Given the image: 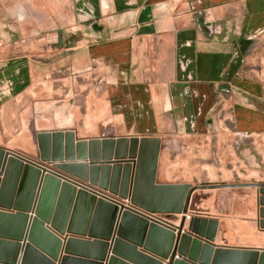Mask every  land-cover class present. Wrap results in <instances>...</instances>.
Instances as JSON below:
<instances>
[{"label":"crops","instance_id":"1","mask_svg":"<svg viewBox=\"0 0 264 264\" xmlns=\"http://www.w3.org/2000/svg\"><path fill=\"white\" fill-rule=\"evenodd\" d=\"M1 42L0 111L73 76L122 122L111 138L159 140L155 184L164 140L264 135V0H0Z\"/></svg>","mask_w":264,"mask_h":264},{"label":"water","instance_id":"2","mask_svg":"<svg viewBox=\"0 0 264 264\" xmlns=\"http://www.w3.org/2000/svg\"><path fill=\"white\" fill-rule=\"evenodd\" d=\"M70 137L72 131L66 132L67 158H88L92 168L89 176L77 177L108 185L111 193L145 211L181 212L178 225L77 189L0 148V264H73L80 259L76 252L89 246L98 250L99 263L93 264H162L161 259H167L166 264H264V250L215 245L210 237L184 229L193 188L154 183L157 138L78 140L74 145ZM61 139L56 137V143ZM113 148L117 152H111ZM100 162L103 175L98 180L95 169ZM92 213L98 219L88 227Z\"/></svg>","mask_w":264,"mask_h":264},{"label":"rangeland","instance_id":"3","mask_svg":"<svg viewBox=\"0 0 264 264\" xmlns=\"http://www.w3.org/2000/svg\"><path fill=\"white\" fill-rule=\"evenodd\" d=\"M6 44H10L7 50L11 57L12 42ZM80 85L81 81L69 76L63 82H53V89L40 90V96L45 93V98L50 97L48 103L43 100L29 106L23 100L19 108L4 107L0 111V148L32 161L77 189L131 207L128 198H125L127 202L115 200L121 198L111 193L108 185H92L89 179L77 177V174L90 175L88 158L76 159L74 148V158L66 156V132L72 131L69 139L74 145L78 140L101 141L111 138V134L124 133L122 122L110 115L102 100L89 92V87L83 90ZM102 135L105 136L96 137ZM58 136H63V141L56 143ZM168 144L177 147L162 150V176L170 184H187L193 188L184 229L201 234L203 239L210 237L219 246L264 250V135L234 137L228 130L218 128L204 141L164 140L163 145ZM100 165L101 162L95 169L98 180L103 175ZM109 167L112 171V163ZM181 214L161 213V219L178 225Z\"/></svg>","mask_w":264,"mask_h":264},{"label":"built area","instance_id":"4","mask_svg":"<svg viewBox=\"0 0 264 264\" xmlns=\"http://www.w3.org/2000/svg\"><path fill=\"white\" fill-rule=\"evenodd\" d=\"M0 45H1V43H0ZM158 220H160V219H158ZM160 221H163V222H165L164 220H160Z\"/></svg>","mask_w":264,"mask_h":264}]
</instances>
